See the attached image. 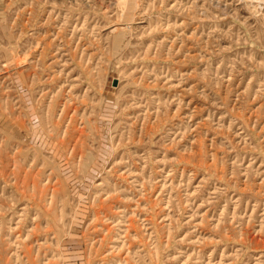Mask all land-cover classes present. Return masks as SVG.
<instances>
[{"label": "rangeland", "instance_id": "rangeland-1", "mask_svg": "<svg viewBox=\"0 0 264 264\" xmlns=\"http://www.w3.org/2000/svg\"><path fill=\"white\" fill-rule=\"evenodd\" d=\"M0 264H264V0H0Z\"/></svg>", "mask_w": 264, "mask_h": 264}]
</instances>
